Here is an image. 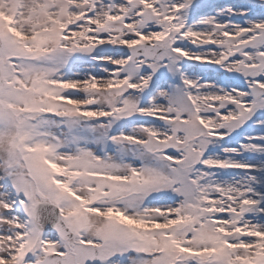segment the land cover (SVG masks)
<instances>
[{"label":"snow or ice","instance_id":"6c2138e0","mask_svg":"<svg viewBox=\"0 0 264 264\" xmlns=\"http://www.w3.org/2000/svg\"><path fill=\"white\" fill-rule=\"evenodd\" d=\"M0 264H264V0H0Z\"/></svg>","mask_w":264,"mask_h":264},{"label":"rangeland","instance_id":"374dc122","mask_svg":"<svg viewBox=\"0 0 264 264\" xmlns=\"http://www.w3.org/2000/svg\"><path fill=\"white\" fill-rule=\"evenodd\" d=\"M231 1H233V2H236V0H216V2H218V3H232Z\"/></svg>","mask_w":264,"mask_h":264},{"label":"bare ground","instance_id":"6f19581e","mask_svg":"<svg viewBox=\"0 0 264 264\" xmlns=\"http://www.w3.org/2000/svg\"><path fill=\"white\" fill-rule=\"evenodd\" d=\"M231 2H233V1H231Z\"/></svg>","mask_w":264,"mask_h":264}]
</instances>
